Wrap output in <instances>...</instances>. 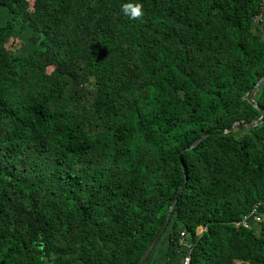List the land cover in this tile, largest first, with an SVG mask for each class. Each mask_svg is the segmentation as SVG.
Wrapping results in <instances>:
<instances>
[{
  "label": "trees",
  "instance_id": "1",
  "mask_svg": "<svg viewBox=\"0 0 264 264\" xmlns=\"http://www.w3.org/2000/svg\"><path fill=\"white\" fill-rule=\"evenodd\" d=\"M0 8V264H138L183 185L166 234L189 264H264V218L234 225L264 201V122L186 150L260 117L264 0ZM17 25L33 50L10 52Z\"/></svg>",
  "mask_w": 264,
  "mask_h": 264
},
{
  "label": "water",
  "instance_id": "2",
  "mask_svg": "<svg viewBox=\"0 0 264 264\" xmlns=\"http://www.w3.org/2000/svg\"><path fill=\"white\" fill-rule=\"evenodd\" d=\"M264 83V77H262L256 84L255 86L248 92V94L246 95V100L248 103H250L253 107L257 108L258 111L260 112V117L254 121L253 123L249 124V125H241L239 122H234L233 124L230 125V127H228L224 132L221 133H206L204 135H202L201 137H199L189 148H187L186 150H191L193 148H195L202 140H204L205 138H207L210 135H217V134H227L230 133L234 130H250L253 127H256L260 124H262L264 122V110L262 108H259L257 106V103L253 100V95L254 93L257 91L258 88L261 87V85ZM181 167H183V165L181 164ZM184 184H185V177H184ZM184 185L175 193L171 204L168 208L164 223L162 225V227L160 228L159 232L156 234V236L154 237V239L151 241V243L148 245V247L146 248V250L144 251L140 261L138 264H146L148 257L150 256V254L152 253V251L154 250V248L156 247V245L158 244V242L163 238V236L167 233V229L168 226L170 224L171 221V215H172V210L174 208V205L177 202L178 196L181 193L182 189H183Z\"/></svg>",
  "mask_w": 264,
  "mask_h": 264
},
{
  "label": "built area",
  "instance_id": "3",
  "mask_svg": "<svg viewBox=\"0 0 264 264\" xmlns=\"http://www.w3.org/2000/svg\"><path fill=\"white\" fill-rule=\"evenodd\" d=\"M263 20V11L261 10L257 15L253 17V24L255 26L261 25ZM264 218V201H259L253 205L250 212L242 219V221L234 223L236 227L243 226L246 228L253 227L252 224L259 225V223ZM204 229L199 228L197 233H201ZM185 233L181 232L179 234V240L176 248L182 251V264L190 263V244L185 242Z\"/></svg>",
  "mask_w": 264,
  "mask_h": 264
},
{
  "label": "rangeland",
  "instance_id": "4",
  "mask_svg": "<svg viewBox=\"0 0 264 264\" xmlns=\"http://www.w3.org/2000/svg\"><path fill=\"white\" fill-rule=\"evenodd\" d=\"M10 18V14L6 9L0 8V26L4 25L7 19ZM31 31L29 28L21 30L20 25L15 27V31L12 33V37L8 45H11L10 52H14L15 54L18 53H25L31 51L35 48V45L30 41ZM87 100L86 103H90L95 95L93 89H90L86 92Z\"/></svg>",
  "mask_w": 264,
  "mask_h": 264
},
{
  "label": "crops",
  "instance_id": "5",
  "mask_svg": "<svg viewBox=\"0 0 264 264\" xmlns=\"http://www.w3.org/2000/svg\"><path fill=\"white\" fill-rule=\"evenodd\" d=\"M252 226L257 227L258 225L252 224ZM185 242L187 245L190 244L187 240ZM146 264H182V251L169 243V237L166 234L158 242Z\"/></svg>",
  "mask_w": 264,
  "mask_h": 264
},
{
  "label": "clouds",
  "instance_id": "6",
  "mask_svg": "<svg viewBox=\"0 0 264 264\" xmlns=\"http://www.w3.org/2000/svg\"><path fill=\"white\" fill-rule=\"evenodd\" d=\"M121 12L129 18H138L142 15L141 13V5L139 3L135 4L126 3L121 6Z\"/></svg>",
  "mask_w": 264,
  "mask_h": 264
}]
</instances>
